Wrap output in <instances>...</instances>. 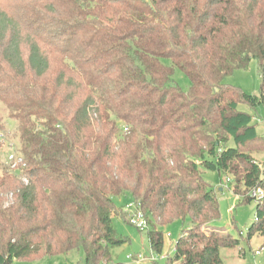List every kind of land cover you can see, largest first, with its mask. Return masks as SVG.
Returning <instances> with one entry per match:
<instances>
[{
  "label": "trees",
  "instance_id": "1",
  "mask_svg": "<svg viewBox=\"0 0 264 264\" xmlns=\"http://www.w3.org/2000/svg\"><path fill=\"white\" fill-rule=\"evenodd\" d=\"M251 60L256 95L224 83ZM175 70L189 80L187 91L175 85ZM259 106L264 0L0 7V134L15 141L19 161L11 170L0 159V264L79 248L84 264H122L112 261L125 242L112 218L130 224L114 203L125 196L143 213L154 252L163 248L161 227L190 219L168 264H224L220 249L239 240L204 229L219 211L202 170L232 177L233 194L255 203L247 240H264V171L254 160L264 140L251 113ZM253 189L260 200L249 196Z\"/></svg>",
  "mask_w": 264,
  "mask_h": 264
},
{
  "label": "rangeland",
  "instance_id": "2",
  "mask_svg": "<svg viewBox=\"0 0 264 264\" xmlns=\"http://www.w3.org/2000/svg\"><path fill=\"white\" fill-rule=\"evenodd\" d=\"M13 7L14 0H0V7ZM173 81L177 87L183 92L189 89V80L180 71L175 70ZM224 83L239 88L242 92L250 95H256L260 89V76L258 65L255 60H251L248 67L244 70H235L224 78ZM240 110L245 111L246 107L240 106ZM253 114V124L256 126L258 135L264 140V107L259 106ZM5 130L7 133L14 132V124L12 121H5ZM0 142L3 144L0 150V159L4 165L10 167L11 170L16 169L19 161L15 159V141L8 140L3 134ZM231 145H233L231 143ZM9 155L13 156V160L9 159ZM254 160L261 165L264 171V152L256 153ZM14 162V163H12ZM205 182L213 189L218 204L219 217L215 221L205 226V230H219L224 234L231 235L234 239L239 240V245L233 249L221 248L219 253L224 264H264V240L261 237L253 236L247 240V230L254 222L255 203H244L243 198H238L232 192V177H225L217 172L201 171ZM228 178V179H227ZM228 180V181H227ZM25 184L26 181L22 179ZM12 195H6L7 206L12 202ZM129 196L114 198V203L121 208L124 213L127 204L131 203ZM127 214V213H126ZM115 234L119 239L125 242L111 250L112 261L122 264H168L167 257L172 255L173 246L182 232L191 227L190 219L185 217L175 220L166 226L161 227L163 235V248L161 253L154 252L150 249L146 229L139 230L135 226L128 224L123 218L116 216L112 218ZM141 254L149 257L152 254L155 262L137 261L135 258ZM13 264H84V252L81 248L74 250L65 255L55 257H46L42 260H16ZM176 264V263H174Z\"/></svg>",
  "mask_w": 264,
  "mask_h": 264
},
{
  "label": "built area",
  "instance_id": "3",
  "mask_svg": "<svg viewBox=\"0 0 264 264\" xmlns=\"http://www.w3.org/2000/svg\"><path fill=\"white\" fill-rule=\"evenodd\" d=\"M2 137L3 135L0 134V138ZM9 159L13 160V156L9 155ZM249 196L260 200L263 197V192L260 189H253L249 192ZM125 212L128 215L129 222L131 225L135 226L139 230H145L148 228L147 221L143 213L141 212V210L136 204H134L133 202L127 204L125 207ZM131 258H135L137 261H144V260L149 261V262L155 261V258L152 254H150L149 257H144L141 254L136 255V257H128V259H131Z\"/></svg>",
  "mask_w": 264,
  "mask_h": 264
},
{
  "label": "clouds",
  "instance_id": "4",
  "mask_svg": "<svg viewBox=\"0 0 264 264\" xmlns=\"http://www.w3.org/2000/svg\"><path fill=\"white\" fill-rule=\"evenodd\" d=\"M228 179V178H227ZM228 181V180H227Z\"/></svg>",
  "mask_w": 264,
  "mask_h": 264
}]
</instances>
